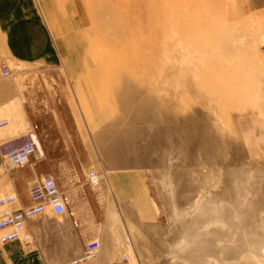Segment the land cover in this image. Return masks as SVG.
Here are the masks:
<instances>
[{"label": "rangeland", "instance_id": "1", "mask_svg": "<svg viewBox=\"0 0 264 264\" xmlns=\"http://www.w3.org/2000/svg\"><path fill=\"white\" fill-rule=\"evenodd\" d=\"M61 5L60 62L0 69L73 122L78 168L49 171L60 183L91 169L107 181L85 162L92 115L99 160L109 149L112 168L138 173L158 210L162 257L146 264H264V37L230 0Z\"/></svg>", "mask_w": 264, "mask_h": 264}, {"label": "crops", "instance_id": "2", "mask_svg": "<svg viewBox=\"0 0 264 264\" xmlns=\"http://www.w3.org/2000/svg\"><path fill=\"white\" fill-rule=\"evenodd\" d=\"M56 1L51 9L50 4ZM61 2L64 0H0V69L11 63L55 66L60 62L65 40L60 47L52 26L54 17L63 16ZM230 2L234 16L252 23L264 37V0ZM33 78L26 82H33ZM34 93V87L21 79L0 77V119H8L11 124L0 131V166L5 162V145L23 142L33 130L46 154L43 161L0 177V196L18 195L14 208L30 205L28 183L34 175L54 172L51 163H72L70 170L78 168L76 163L83 154L75 142V129L66 117V108L37 107ZM89 122L94 141L81 143L85 150L88 148L85 162L99 170L107 169V181L94 188L86 186L77 174L66 175L59 184L69 199L68 213L29 219L25 239L0 243V264H146V259L162 257L155 246L161 236L160 217L149 187L141 185L140 175L131 173L129 167L112 168L107 160L109 149L101 150L105 160H99L98 146L106 143L98 141L92 115ZM92 240H98L100 248L91 258H84L86 245Z\"/></svg>", "mask_w": 264, "mask_h": 264}, {"label": "built area", "instance_id": "3", "mask_svg": "<svg viewBox=\"0 0 264 264\" xmlns=\"http://www.w3.org/2000/svg\"><path fill=\"white\" fill-rule=\"evenodd\" d=\"M11 74L9 66H3L1 76ZM10 122L8 119H0V131L7 128ZM5 159L4 165L0 166V177L12 171L27 167L34 162L46 159V154L40 146L37 132L35 130L28 134L26 140L19 144L8 143L3 150ZM103 176L96 170L88 171L85 182L91 187L101 186ZM30 205L14 208V203L18 200L16 193H8L0 196V243L6 244L15 240L25 239L27 221L33 217L51 213L61 216L68 213L69 199L59 184L57 178L47 172L42 175H34L28 183ZM100 248L98 240H92L86 245V256L91 258ZM82 260V259H81ZM79 260L73 263L79 262Z\"/></svg>", "mask_w": 264, "mask_h": 264}]
</instances>
